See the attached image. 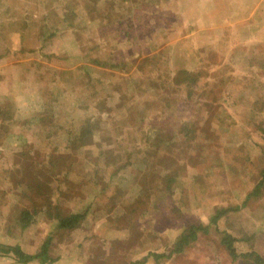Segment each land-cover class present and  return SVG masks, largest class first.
I'll return each mask as SVG.
<instances>
[{"label":"rangeland","instance_id":"obj_1","mask_svg":"<svg viewBox=\"0 0 264 264\" xmlns=\"http://www.w3.org/2000/svg\"><path fill=\"white\" fill-rule=\"evenodd\" d=\"M262 170L264 0H0V248L47 241L54 264H252ZM46 204L86 215L60 231ZM191 224L207 233L174 253ZM0 264L20 263L0 250Z\"/></svg>","mask_w":264,"mask_h":264},{"label":"trees","instance_id":"obj_2","mask_svg":"<svg viewBox=\"0 0 264 264\" xmlns=\"http://www.w3.org/2000/svg\"><path fill=\"white\" fill-rule=\"evenodd\" d=\"M182 75L179 77L181 80H184L185 82L188 81V75L185 74V72H181ZM190 80V79H189ZM194 80H190L188 82H193ZM188 86V84H187ZM85 129V127H84ZM83 133L80 136L85 137L86 135L91 134L90 130H79L78 133ZM181 137L184 138V140L182 141L183 144H187V147L190 148L192 147V151L193 153H199L202 148L198 149L197 145L195 142H193L195 139L194 134H192L190 131L188 130H182L181 131ZM73 138H71L72 140ZM164 139V137L162 138ZM79 140L77 138H75L74 142L71 144L70 147H75V149H77L78 145H79ZM195 147V148H194ZM194 148V149H193ZM74 150V149H73ZM161 154V153H160ZM161 158V156L159 157V159ZM160 161L162 162L163 159H160ZM264 173V170H262V174ZM158 183V181H156ZM171 182V179L165 180L162 179L161 180V184H165V188L169 189L168 183ZM158 185H160L159 183L156 185V188L158 187ZM260 188L257 187L255 188L253 191H256V189ZM233 210H236V207L233 208ZM228 211H232L231 208H227V210L224 212L222 209L217 210L213 216H211L210 218V222L209 225H213L215 226L216 221L226 212ZM33 211L32 212H21V217H23L24 219L29 218L30 216H33ZM46 214L48 215V217H50L52 219V221H54V223L56 224V227L58 230L60 231H70L73 230L74 228H76L79 223L81 222V220L85 217V212L83 211V213H68V212H64L59 206H53L51 204H46ZM27 216V217H26ZM23 227L26 226L25 224H22ZM208 226H203L201 224H191L188 225V227H186L181 234L176 238L175 244L172 248L171 251H173L174 253H180L183 248L185 246H187L191 241H193V239H195V236L198 232H204L207 233V227ZM219 231V230H218ZM220 232V231H219ZM219 234H221V244L224 245L231 257L233 259H235L236 255H235V249L233 248V239L226 235V233L220 232ZM0 250L2 252H4L5 254H11L14 257V260L16 263H20V264H27V263H33L36 262L38 264H54L57 260V258H53L49 255L48 253V244L47 241H45L43 243V245L41 246L40 250L38 252H36L35 254H27L24 251H22V249L19 246H10V247H2L0 248ZM244 257H247L252 264H264V259L256 252L252 251V252H248L247 254L244 255ZM138 262H134L133 264H137Z\"/></svg>","mask_w":264,"mask_h":264},{"label":"bare ground","instance_id":"obj_3","mask_svg":"<svg viewBox=\"0 0 264 264\" xmlns=\"http://www.w3.org/2000/svg\"><path fill=\"white\" fill-rule=\"evenodd\" d=\"M134 61H135V59H134ZM133 62V61H132Z\"/></svg>","mask_w":264,"mask_h":264}]
</instances>
